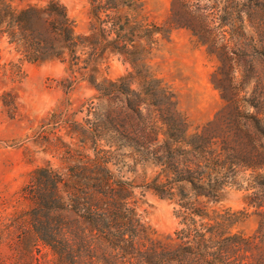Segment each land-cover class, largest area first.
Instances as JSON below:
<instances>
[{
	"label": "trees",
	"instance_id": "trees-1",
	"mask_svg": "<svg viewBox=\"0 0 264 264\" xmlns=\"http://www.w3.org/2000/svg\"><path fill=\"white\" fill-rule=\"evenodd\" d=\"M91 4V31L79 34L67 7L59 0L21 8L13 5L12 0H0V40H7L18 55L12 62L16 70L25 62L58 60L65 64L70 86L88 82L98 91L99 100L117 104L115 109L96 113L88 128H76L85 138L87 132L96 141L107 135L113 145L118 146L121 141L118 148L123 147L127 137L122 130L126 126L123 115L129 114L130 109L129 120L135 126H144L139 136V147L141 143L145 147L141 151L144 162L157 159L169 163L171 167H167L166 173L172 175L171 183H178L181 195L187 198L184 183L196 186V182L194 171L182 157L194 151L205 159L219 160V154L210 149L213 135H187L183 122L173 113L162 124L175 132L156 146L163 126L154 117L146 120L141 106L150 99L151 103L169 109L173 104L170 96L151 77L143 97L130 87L128 76L101 78V66L110 53L129 49V44L151 37L159 28L140 30L123 20L119 10L132 6V0H91ZM246 13L245 0H171L169 21L190 28L208 52L217 57L219 67L212 82L232 114L240 111L242 101L252 99L253 103L264 96L255 92L254 98H241L237 85L238 63L233 47L239 45L235 31L238 23L245 29ZM246 63L250 65L251 60ZM210 124L213 129L209 132L219 131L218 117ZM48 125L44 133L62 129L71 133L72 125L66 120L59 122L54 115ZM256 129L264 134L258 119ZM46 151L60 164L54 166L48 161L36 166L24 187L23 196L29 208L26 226L20 232L23 260L19 264H264V223L253 235L233 232L238 220L227 225L225 216L181 198L177 200L179 226L167 235H155L141 212L144 192L138 197V186L123 168L113 169L110 151L98 149L91 154L86 139L78 135H71L67 143L49 141ZM153 188L161 195L173 194V186L165 183L155 181ZM209 189L206 196L219 201V182L210 183ZM40 244L49 250L47 254H43Z\"/></svg>",
	"mask_w": 264,
	"mask_h": 264
},
{
	"label": "rangeland",
	"instance_id": "rangeland-1",
	"mask_svg": "<svg viewBox=\"0 0 264 264\" xmlns=\"http://www.w3.org/2000/svg\"><path fill=\"white\" fill-rule=\"evenodd\" d=\"M49 0H12L21 8L29 4H46ZM75 21L79 34L90 33L93 17L91 0H59ZM248 13L245 29L237 24L239 45L234 56L237 64V85L241 98H254L255 92L264 94V0H245ZM132 6L119 10L123 20L140 30L159 28L151 37L129 44L123 52L110 53L101 66V78L118 79L128 76L130 87L142 93L147 81L155 78L173 102L168 109L155 105L150 99L142 103L144 118H155L163 126V120L175 113L184 124L187 135H213L210 149L219 154V160L205 159L192 151L182 157L185 165L194 171L196 182L184 183L187 198L181 195L178 183L172 184V175L157 159L145 161L139 136L143 125L135 126L129 120L132 114L124 113L126 126L125 145H113L107 135L96 141L92 133L86 138L76 131L80 125L88 128L95 121L96 113L115 109L116 103L99 100L98 91L88 82L70 86L65 64L58 60L43 63L25 62L20 70L12 65L18 58L7 40H0V264H19L23 245L20 232L26 226L29 202L23 196L32 170L51 161H60L46 151L49 141L68 142L72 136L87 141L91 154L98 149L108 150L114 170H124L137 187L141 200V212L155 235H167L179 226L177 200L189 199L196 207L206 205L210 212L226 217L227 225L237 224L232 231L253 235L264 223V134L256 129V120L264 128V96L259 101H242L240 111L229 113L227 102L212 82V75L219 67L217 57L210 54L187 27L169 21L171 0H132ZM251 60V64L246 63ZM144 94V95H143ZM257 105V106H256ZM129 107L128 105H126ZM66 120L68 129L44 133L51 117ZM218 115V116H217ZM127 116V117H126ZM219 118V131L210 124ZM53 119V118H52ZM55 121V120H54ZM93 125V124H92ZM143 126V127H142ZM215 128V126H214ZM73 131V132H72ZM174 129L163 126L156 140L160 146ZM219 134V135H218ZM128 136L133 137L129 139ZM78 141V140H75ZM176 145H174L175 148ZM133 148L135 150L133 151ZM177 151L176 149L174 150ZM216 168L219 173L208 167ZM203 176L206 178L201 180ZM155 181L173 186L161 195L153 188ZM219 182V201L210 200L209 184ZM201 184H204L203 187ZM208 187V189H207ZM202 202V203H200ZM209 202V203H208ZM200 203V204H198ZM208 203V205H207ZM43 254L49 250L40 244ZM256 254V252H255ZM254 260V258H253ZM256 263V260H255Z\"/></svg>",
	"mask_w": 264,
	"mask_h": 264
}]
</instances>
